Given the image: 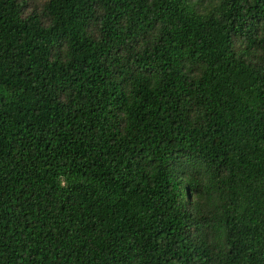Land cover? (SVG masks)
<instances>
[{
	"label": "trees",
	"instance_id": "16d2710c",
	"mask_svg": "<svg viewBox=\"0 0 264 264\" xmlns=\"http://www.w3.org/2000/svg\"><path fill=\"white\" fill-rule=\"evenodd\" d=\"M0 0V264H264V0Z\"/></svg>",
	"mask_w": 264,
	"mask_h": 264
},
{
	"label": "rangeland",
	"instance_id": "374dc122",
	"mask_svg": "<svg viewBox=\"0 0 264 264\" xmlns=\"http://www.w3.org/2000/svg\"><path fill=\"white\" fill-rule=\"evenodd\" d=\"M43 0H26V11L38 9Z\"/></svg>",
	"mask_w": 264,
	"mask_h": 264
}]
</instances>
